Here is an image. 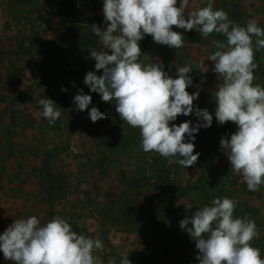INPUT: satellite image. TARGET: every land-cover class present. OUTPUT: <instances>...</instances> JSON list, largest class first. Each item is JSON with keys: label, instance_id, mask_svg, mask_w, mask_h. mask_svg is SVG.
<instances>
[{"label": "rangeland", "instance_id": "rangeland-1", "mask_svg": "<svg viewBox=\"0 0 264 264\" xmlns=\"http://www.w3.org/2000/svg\"><path fill=\"white\" fill-rule=\"evenodd\" d=\"M206 3L190 0L188 11ZM214 8L240 25L255 18L264 27V0H214ZM93 24L105 27L103 0H0V198L5 192L32 193L42 222L63 217L77 233L101 239L105 250L95 254L104 264L113 257L120 264L128 255L131 264H199L195 242L179 223L195 207L228 197L255 213L260 235L252 244L264 257V186L249 191L220 146L222 137L230 139L237 130L231 121L219 124L214 115L220 81L208 56L221 39L173 26L184 33L179 49L150 35L140 41L142 55L158 57L174 78L176 67L190 64L193 85L186 90L200 91L194 105L213 114L212 126L196 134L197 162L184 168L145 153L139 129L121 120L115 102L103 101L84 84L86 73L96 71L90 50L102 48ZM141 62L149 59L142 56ZM255 62L254 83L264 85V49L255 53ZM81 88L92 96L89 109L98 107L106 119L92 122L88 110H75L73 97ZM47 97L62 108L55 123L39 115V100ZM188 120L197 123L194 114L172 123ZM189 203L194 208L187 210ZM8 215L0 211V234ZM150 248L167 251L149 257ZM0 264L13 262L0 252Z\"/></svg>", "mask_w": 264, "mask_h": 264}, {"label": "clouds", "instance_id": "clouds-1", "mask_svg": "<svg viewBox=\"0 0 264 264\" xmlns=\"http://www.w3.org/2000/svg\"><path fill=\"white\" fill-rule=\"evenodd\" d=\"M189 4L190 0H103L105 27L91 26L102 48L90 50L96 71L86 73L84 84L103 101L115 102L121 120L139 129L145 153H158L169 164L193 166L200 156L194 154L196 134L212 126L213 114L194 105L200 91L186 90L193 85L191 65L176 67L174 78L158 57L142 55L140 41L150 35L158 44L179 49L184 46V33L173 26L195 29L204 37L222 34L225 41L217 42V50L208 56L220 81L214 91V115L219 124L231 121L237 130L230 139L222 137L220 146L231 169L242 176L249 191L257 192L264 186V85L254 83L259 67L255 53L264 49V27L255 18L245 25L230 20L226 11L214 8V0L191 12ZM142 56L149 62H141ZM100 70L102 75H97ZM73 103L77 111L88 110L92 122L107 118L98 107L89 109L92 96L82 88ZM39 105V115L49 123L62 115V108L51 98L40 99ZM192 114L195 124L191 120L172 123L179 115ZM237 203L219 197L210 205L195 207L191 216L180 221V228L195 242L199 264H264L261 250L252 244L260 235L257 224L234 215ZM185 208L194 206L189 203ZM103 250L101 239L77 233L59 216L47 222L36 215L16 218L0 234V252L13 264H104L95 254ZM128 257L121 256L120 264H131ZM107 264H116V259Z\"/></svg>", "mask_w": 264, "mask_h": 264}, {"label": "crops", "instance_id": "crops-1", "mask_svg": "<svg viewBox=\"0 0 264 264\" xmlns=\"http://www.w3.org/2000/svg\"><path fill=\"white\" fill-rule=\"evenodd\" d=\"M35 197L32 193L29 194L28 192H12V194L5 192L3 197L0 198V211L9 213V215L1 221V225H10L18 215L21 218L36 215L40 208V202Z\"/></svg>", "mask_w": 264, "mask_h": 264}, {"label": "trees", "instance_id": "trees-1", "mask_svg": "<svg viewBox=\"0 0 264 264\" xmlns=\"http://www.w3.org/2000/svg\"><path fill=\"white\" fill-rule=\"evenodd\" d=\"M213 35L219 37L221 39V41H225V37L222 34L213 33ZM242 208H243V210L241 209L240 205L237 204V208H236V210L234 212V215L239 217V216H241V214L243 212H245V213L247 212V214H249V217L248 218L253 219V220H255V222H257V220L254 217L255 216V213H253L252 210L249 207L243 206ZM145 243H146V241H145ZM148 243L152 244L149 240H147V244ZM150 244H148L149 245L148 248L149 247H152L153 248L154 245H150ZM152 248H150L149 251H148L149 257H155L156 258V256L160 252L161 253L163 252V254H164L167 251L166 249L164 250V249L158 248V249L155 250V252H153L152 251ZM152 261L156 263V261L154 259ZM157 264H160V262H158Z\"/></svg>", "mask_w": 264, "mask_h": 264}]
</instances>
